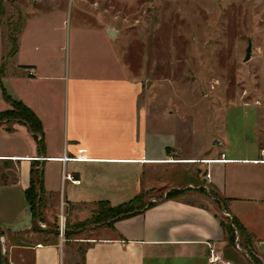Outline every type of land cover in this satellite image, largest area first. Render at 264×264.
Instances as JSON below:
<instances>
[{"label":"crops","instance_id":"0c3cea01","mask_svg":"<svg viewBox=\"0 0 264 264\" xmlns=\"http://www.w3.org/2000/svg\"><path fill=\"white\" fill-rule=\"evenodd\" d=\"M20 55L18 42L1 63L8 106L0 114L23 102L43 133L0 119V264L4 255L6 264H75L73 243L86 246L82 264H253L251 255L264 264V109H230L209 150L204 143L189 155L182 116L158 107L122 63L119 76L66 82L55 74L58 62L39 75V64ZM39 175L40 226L27 195ZM140 196L142 212L88 225L84 236L76 229L100 203L117 207ZM224 210L252 242L230 240Z\"/></svg>","mask_w":264,"mask_h":264},{"label":"rangeland","instance_id":"374dc122","mask_svg":"<svg viewBox=\"0 0 264 264\" xmlns=\"http://www.w3.org/2000/svg\"><path fill=\"white\" fill-rule=\"evenodd\" d=\"M22 21L11 33L20 61L39 64V75L56 61L66 82L119 76L122 63L158 107L182 116L189 155L211 147L230 109H264V0H0V67L12 48L10 26ZM6 103L0 82V110ZM77 227L84 236L87 228ZM71 245L82 264L85 244Z\"/></svg>","mask_w":264,"mask_h":264},{"label":"trees","instance_id":"16d2710c","mask_svg":"<svg viewBox=\"0 0 264 264\" xmlns=\"http://www.w3.org/2000/svg\"><path fill=\"white\" fill-rule=\"evenodd\" d=\"M24 22H20L19 25L10 26V41L12 43V48L10 50L9 55L14 56L18 51V36L13 37L12 36V30L13 28H16L17 33L19 34L22 29L24 28ZM3 69L4 64L2 66L1 73L3 75ZM2 89L4 90V93H6V90L4 89L3 83ZM8 99H12L10 96L7 97ZM1 120H11V119H18L25 121L28 123V125L32 128V130L35 133H43V125L37 114L29 108L27 105H25L23 102L13 100V108L9 109L7 111H4L0 114ZM28 199L30 201V204L32 205V209L34 211V215L36 219L40 218L42 221L43 211H42V202H43V189H42V183L39 177H34L32 181V186L27 192ZM40 199V201H38ZM144 196H140L136 198L135 200L114 207L108 202H103L99 204V208L94 212V216L91 220H88L86 222H80L76 224V227H86L88 225L92 224H114L117 220L133 216L135 214H138L142 212L144 209H146V205L143 203ZM225 219L222 220V224L224 225L225 229L228 231L229 238L231 241L236 243L238 237L240 236V244L245 245L246 243L252 242V236L248 233V231L245 229V227L238 221L236 218L231 219L229 217H224ZM227 220V222L225 221ZM40 226V224H39ZM76 229H79L78 227ZM70 235L71 232H68ZM252 256V262L253 264H261V261L255 256Z\"/></svg>","mask_w":264,"mask_h":264},{"label":"built area","instance_id":"2783aa9c","mask_svg":"<svg viewBox=\"0 0 264 264\" xmlns=\"http://www.w3.org/2000/svg\"><path fill=\"white\" fill-rule=\"evenodd\" d=\"M67 230H68L67 218L64 215H62L60 219V225H59V234L62 240L66 239ZM211 259L213 262L219 261V258L215 257V251H212Z\"/></svg>","mask_w":264,"mask_h":264},{"label":"water","instance_id":"95a60500","mask_svg":"<svg viewBox=\"0 0 264 264\" xmlns=\"http://www.w3.org/2000/svg\"><path fill=\"white\" fill-rule=\"evenodd\" d=\"M110 33H111V35H112L113 37L116 35V32H115L114 30H111ZM252 52H253V41L250 40L249 47H248V49H247V56H246L245 61H248V60H250V59L252 58ZM40 177H41V179H42V175H41ZM38 201H40V199H39ZM223 213H224L225 216H227V217L233 219L230 215H228V214L225 212V210H224ZM39 220H40V218H38V222H39ZM240 239H241V238H240V236H239L238 239H237V245H238V246L240 245Z\"/></svg>","mask_w":264,"mask_h":264},{"label":"bare ground","instance_id":"6f19581e","mask_svg":"<svg viewBox=\"0 0 264 264\" xmlns=\"http://www.w3.org/2000/svg\"><path fill=\"white\" fill-rule=\"evenodd\" d=\"M208 162V161H207Z\"/></svg>","mask_w":264,"mask_h":264}]
</instances>
